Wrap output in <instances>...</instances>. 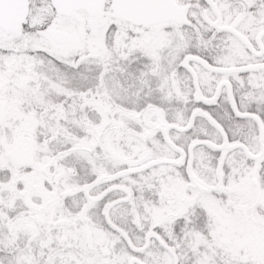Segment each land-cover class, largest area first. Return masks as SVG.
Segmentation results:
<instances>
[{"label": "snow or ice", "instance_id": "6c2138e0", "mask_svg": "<svg viewBox=\"0 0 264 264\" xmlns=\"http://www.w3.org/2000/svg\"><path fill=\"white\" fill-rule=\"evenodd\" d=\"M0 264H264V0H0Z\"/></svg>", "mask_w": 264, "mask_h": 264}]
</instances>
